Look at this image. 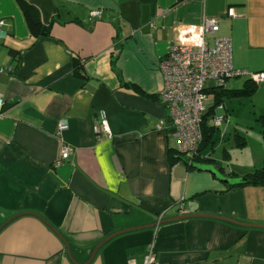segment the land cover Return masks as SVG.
<instances>
[{
  "label": "crops",
  "instance_id": "crops-1",
  "mask_svg": "<svg viewBox=\"0 0 264 264\" xmlns=\"http://www.w3.org/2000/svg\"><path fill=\"white\" fill-rule=\"evenodd\" d=\"M23 1L48 32L33 36L19 0H0V65L15 66L0 74V264H84L105 236L159 216L203 213L264 225V183L230 187L186 164L169 125L157 127L168 111L158 62L175 30L217 17L210 44L215 35L230 37L233 66L264 72V0ZM91 10L100 17L90 20ZM249 84L230 78L222 97L242 95L264 114V83L250 94L242 90ZM220 104L207 117L226 115L218 138L241 122L235 101ZM102 114L110 138L94 131ZM215 141L202 149L203 163L225 177L250 172L220 166L206 150ZM62 143L72 152L54 167ZM149 249L161 264H264V228L211 217L165 222L115 236L89 264H141Z\"/></svg>",
  "mask_w": 264,
  "mask_h": 264
},
{
  "label": "built area",
  "instance_id": "built-area-1",
  "mask_svg": "<svg viewBox=\"0 0 264 264\" xmlns=\"http://www.w3.org/2000/svg\"><path fill=\"white\" fill-rule=\"evenodd\" d=\"M228 16H234L233 8L227 9ZM100 17V10H91L89 19ZM4 21L0 18V38L6 36ZM219 29L217 17H205L198 24L180 27L175 30V38L167 53L159 60L158 69L163 86L159 99L167 108L166 119L160 120L157 127L162 129L169 125V134L176 141L177 151L184 155L186 163L191 165L199 154L202 141L203 116L213 104L210 90L222 88L225 82L234 77L245 76L254 84L264 83V72L255 73L246 69H237L232 64V41L228 36L215 35L212 44L206 34H216ZM14 66L0 65V74H10ZM4 98L0 92V115ZM219 103L215 109L221 108ZM226 115L214 114L209 124L219 128ZM66 126V120L57 123L58 132ZM98 137L110 138L111 130L105 115L94 125ZM72 147L62 143L53 162L59 167L68 160ZM183 213L184 210H181ZM160 219V216L158 217ZM141 264H161L153 249L143 256Z\"/></svg>",
  "mask_w": 264,
  "mask_h": 264
},
{
  "label": "rangeland",
  "instance_id": "rangeland-1",
  "mask_svg": "<svg viewBox=\"0 0 264 264\" xmlns=\"http://www.w3.org/2000/svg\"><path fill=\"white\" fill-rule=\"evenodd\" d=\"M229 99L237 103L236 108L240 112L241 122L238 123L235 120L229 122L231 126L228 131L224 129V137L218 138L217 135L215 145L206 147V150L228 172L231 170L238 173L253 171L264 163V124L258 120L262 113H255L256 108L252 106L250 100L242 95H238V97L237 95L233 97L223 95L225 103H228ZM243 99L246 100L243 102ZM221 113L222 111L218 114L221 115ZM231 114L232 111H230ZM233 123L234 125H232ZM223 128L220 126L219 129L223 130ZM237 177L230 176L229 179L234 181Z\"/></svg>",
  "mask_w": 264,
  "mask_h": 264
},
{
  "label": "trees",
  "instance_id": "trees-1",
  "mask_svg": "<svg viewBox=\"0 0 264 264\" xmlns=\"http://www.w3.org/2000/svg\"><path fill=\"white\" fill-rule=\"evenodd\" d=\"M19 3L21 5V8L23 10V14L27 23V26L29 28L30 33L33 36H38L41 34H46L48 32V28L45 27L40 19H39V15H38V11L36 9H34L33 7H31L30 5H28L27 3H25L23 0H19ZM10 54L12 55H16V53H14V51L9 50ZM75 71L77 72L79 68H81V59H77L75 58ZM15 67V66H14ZM251 85V86H250ZM245 89H242L244 92L247 93H251L255 90V84H249L247 86H245ZM238 92L240 90H237ZM210 93H212V97H213V104L211 106H209L208 111L204 114L203 116V122H202V141L200 143L199 146V154L198 157L196 156L195 158V162H199V163H203L204 161L206 162L207 160H204L205 157L201 156V151L202 149L208 144V143H212L214 142L217 137L215 136L217 133V128L211 126L208 122H207V117L212 114V112L214 111V108L220 103L222 102V90L221 88L219 89H214V90H210ZM258 120H260L262 122V124H264V114L259 115ZM215 138V139H214ZM187 164V163H186ZM243 177H245L246 182L244 183H240L238 185L241 184H246V183H250V184H260V183H264V163H262V165L259 168L254 169L253 171H250L248 173H246ZM235 185H232L230 187H233ZM229 187V188H230Z\"/></svg>",
  "mask_w": 264,
  "mask_h": 264
},
{
  "label": "water",
  "instance_id": "water-1",
  "mask_svg": "<svg viewBox=\"0 0 264 264\" xmlns=\"http://www.w3.org/2000/svg\"><path fill=\"white\" fill-rule=\"evenodd\" d=\"M193 167H195L196 169L199 170H205L208 171L209 173L215 175L217 178H219L221 181H223L225 184H230V185H238L240 183H245L246 179L243 176H238L234 181H230V177H225L219 169L215 168L212 164H206V163H192L191 164ZM21 213L15 214L12 217H10L6 222H8L10 219L19 216ZM36 215V214H35ZM38 216V215H37ZM194 217H211V218H217V219H222V220H226L232 223H237L241 226L244 227H261L264 228V225L261 224H249V223H243L240 221H237L235 219H231L228 217H223V216H218V215H213V214H203V213H187V214H181L172 218H167L164 220L161 219H157V221L153 222V223H149V224H145V225H139V226H133V227H128L122 230H118L115 231L107 236H105L101 241H99L92 249L90 256L88 258V260L84 263V264H89L93 258L95 257L97 250L103 245L105 244L107 241H109L110 239L114 238L115 236H118L120 234L126 233V232H131V231H135V230H141V229H147V228H154L157 227V225L161 224V223H165V222H171V221H177V220H182V219H187V218H194ZM56 231V230H55ZM57 235H59V237L62 239L65 248L67 249V253L69 255V258L71 260V253L69 251V247L68 244L66 243L65 239L58 234V232H56Z\"/></svg>",
  "mask_w": 264,
  "mask_h": 264
}]
</instances>
